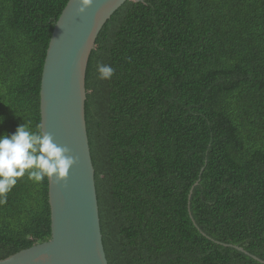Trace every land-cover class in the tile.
<instances>
[{"label": "trees", "instance_id": "1", "mask_svg": "<svg viewBox=\"0 0 264 264\" xmlns=\"http://www.w3.org/2000/svg\"><path fill=\"white\" fill-rule=\"evenodd\" d=\"M67 1L0 0V134L40 128ZM86 93L109 264H264V0H126L97 36ZM50 237L48 179L25 176L0 203V259Z\"/></svg>", "mask_w": 264, "mask_h": 264}, {"label": "water", "instance_id": "2", "mask_svg": "<svg viewBox=\"0 0 264 264\" xmlns=\"http://www.w3.org/2000/svg\"><path fill=\"white\" fill-rule=\"evenodd\" d=\"M125 1L92 0L77 15V0H68L54 24L40 81V129L67 147L77 162L66 181L48 179L50 239L2 258L0 264H109L86 124V72L100 30Z\"/></svg>", "mask_w": 264, "mask_h": 264}, {"label": "clouds", "instance_id": "3", "mask_svg": "<svg viewBox=\"0 0 264 264\" xmlns=\"http://www.w3.org/2000/svg\"><path fill=\"white\" fill-rule=\"evenodd\" d=\"M77 15H82L91 5L92 0H77ZM115 69L101 62L96 65L97 78L108 80ZM4 118L0 117V124ZM67 147L54 142L50 133L22 123L11 134H0V203L5 202L7 194L18 180L27 176L35 183H42L46 178L57 183L66 181L69 170L77 158L69 154Z\"/></svg>", "mask_w": 264, "mask_h": 264}]
</instances>
